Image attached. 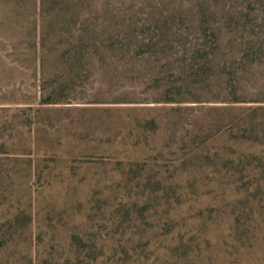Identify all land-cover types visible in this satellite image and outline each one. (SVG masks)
Wrapping results in <instances>:
<instances>
[{
    "label": "rangeland",
    "instance_id": "1",
    "mask_svg": "<svg viewBox=\"0 0 264 264\" xmlns=\"http://www.w3.org/2000/svg\"><path fill=\"white\" fill-rule=\"evenodd\" d=\"M0 264H264V0H0Z\"/></svg>",
    "mask_w": 264,
    "mask_h": 264
}]
</instances>
